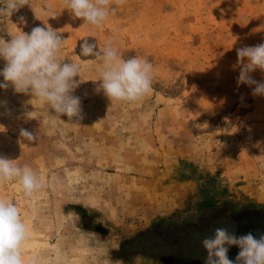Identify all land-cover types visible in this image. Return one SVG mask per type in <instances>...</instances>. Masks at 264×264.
<instances>
[{
	"label": "rangeland",
	"instance_id": "obj_1",
	"mask_svg": "<svg viewBox=\"0 0 264 264\" xmlns=\"http://www.w3.org/2000/svg\"><path fill=\"white\" fill-rule=\"evenodd\" d=\"M30 2L35 11L26 5L0 21V38L45 22L57 30L61 58L81 63L73 92L81 114L70 122L31 95L0 89V155L31 167L43 185L30 197L16 182L0 185L27 226L25 260L203 264L210 223L237 236L247 213L264 212V97L237 84L236 52L264 42V0H124L98 28L62 0ZM86 37L98 47L111 41L125 59H149L151 92L111 102L97 91L99 61L80 51ZM252 76L264 80L259 70ZM21 128L37 139L22 143ZM199 219L205 229L192 248L181 229H165Z\"/></svg>",
	"mask_w": 264,
	"mask_h": 264
},
{
	"label": "clouds",
	"instance_id": "obj_2",
	"mask_svg": "<svg viewBox=\"0 0 264 264\" xmlns=\"http://www.w3.org/2000/svg\"><path fill=\"white\" fill-rule=\"evenodd\" d=\"M113 3L122 5L124 0H62L64 9L74 18L97 28L114 14ZM26 5L33 9L30 0H0V21H6ZM55 16L49 12V17ZM36 18L39 19L37 15ZM10 35L9 41L0 38V60L5 62L0 68V77H3L0 89L12 87L16 93L31 95L46 105L50 113L66 116L70 122L78 120L81 101L73 92L79 86L75 78L81 77V63L71 58L66 63L65 57L61 58L66 40L46 22L30 33L17 30L15 35ZM82 40L81 55L93 57L100 64L99 78L94 80L99 81L97 91H102L111 102H136L151 92L154 69L149 59L141 56L125 59L111 41L98 47L87 37ZM236 52L240 66L237 84L254 86L252 95L264 97V80L257 81L252 76L257 70L264 75V42L240 47ZM31 113L27 114L30 118ZM19 137L22 143L37 139L36 134L24 128L20 129ZM8 182H16L29 197L43 186L31 167L0 155V185ZM28 238L18 204L0 198V264H36L34 259L25 260L22 254ZM201 244L207 253L203 264H264V234L256 238L249 232L237 237L232 228L221 226ZM232 246L239 249L235 261L228 257Z\"/></svg>",
	"mask_w": 264,
	"mask_h": 264
},
{
	"label": "trees",
	"instance_id": "obj_3",
	"mask_svg": "<svg viewBox=\"0 0 264 264\" xmlns=\"http://www.w3.org/2000/svg\"><path fill=\"white\" fill-rule=\"evenodd\" d=\"M201 216H203L202 218L206 220L208 213H205V214L202 213ZM197 221L198 222H191V223L189 221V222H186L185 224H179V225H169V226H165V229L168 231L169 230L174 231L176 228L181 229L183 232V237H184L186 245L192 248L193 246H197V243L200 241L199 239H201L200 238L201 232H203L205 229L202 225V221L200 219ZM210 225H211L210 228H206V230L207 229L211 230L210 233L213 234V231L216 227L214 228V223H210ZM131 241H127L125 242V244L130 245L132 243Z\"/></svg>",
	"mask_w": 264,
	"mask_h": 264
},
{
	"label": "flooded vegetation",
	"instance_id": "obj_4",
	"mask_svg": "<svg viewBox=\"0 0 264 264\" xmlns=\"http://www.w3.org/2000/svg\"><path fill=\"white\" fill-rule=\"evenodd\" d=\"M247 220H242L238 222L237 234L239 232L240 236L246 235L251 232H262L264 231V212L259 210H252V212L247 213ZM239 252V249L235 246L231 251L230 259L235 261V258Z\"/></svg>",
	"mask_w": 264,
	"mask_h": 264
},
{
	"label": "water",
	"instance_id": "obj_5",
	"mask_svg": "<svg viewBox=\"0 0 264 264\" xmlns=\"http://www.w3.org/2000/svg\"><path fill=\"white\" fill-rule=\"evenodd\" d=\"M262 234H264V231L253 233L254 237H256V238H259L260 235H262ZM239 236H240V234H239V232H238L237 237H239Z\"/></svg>",
	"mask_w": 264,
	"mask_h": 264
},
{
	"label": "crops",
	"instance_id": "obj_6",
	"mask_svg": "<svg viewBox=\"0 0 264 264\" xmlns=\"http://www.w3.org/2000/svg\"><path fill=\"white\" fill-rule=\"evenodd\" d=\"M186 195V194H185ZM183 196H184V194H183ZM183 199H186V197H184Z\"/></svg>",
	"mask_w": 264,
	"mask_h": 264
}]
</instances>
